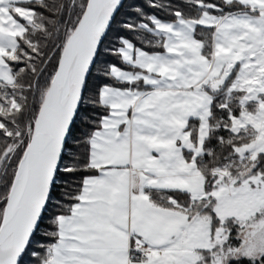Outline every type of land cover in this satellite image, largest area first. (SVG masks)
<instances>
[{"label":"snow or ice","instance_id":"snow-or-ice-1","mask_svg":"<svg viewBox=\"0 0 264 264\" xmlns=\"http://www.w3.org/2000/svg\"><path fill=\"white\" fill-rule=\"evenodd\" d=\"M186 5L93 86L122 0H0V264H264V0Z\"/></svg>","mask_w":264,"mask_h":264},{"label":"trees","instance_id":"trees-1","mask_svg":"<svg viewBox=\"0 0 264 264\" xmlns=\"http://www.w3.org/2000/svg\"><path fill=\"white\" fill-rule=\"evenodd\" d=\"M211 2H219V0H211ZM122 3L124 6L120 9L119 13L117 14L116 23L113 26L114 31L109 33L108 37L105 39L104 47L102 49V54L98 59L96 65L92 69V76L90 78V81L93 84V86L102 83H112V80L110 78L104 76L103 70L106 66L105 65L106 61L108 63H117L121 67H127L123 65V63L119 61L117 57L111 54V49L113 47L119 46L118 39L115 34L116 29H120V35L122 36L128 38H135V41L137 42L138 46L148 47L149 50H152L148 45H146L143 35H140L139 33L130 32L122 27V25L128 21L138 22V17L136 13L137 7L143 9V11L146 14L155 13L156 15L160 16L163 19H172V17L169 15V9H168L169 5H171L173 8L177 6L182 7L185 9L186 12L191 11V8L186 5V0H157V3H161L165 6L163 9L150 7L149 0H123ZM96 112H98L99 114H103V109H97ZM85 130H86L85 126L78 123L74 130V136L81 137ZM219 134L227 135L226 132H221ZM57 184L62 185L63 181L58 180ZM57 191L58 193H62L64 191V188L61 186L57 189ZM45 223H48L47 217L45 218ZM32 247L35 248L36 244L34 243ZM25 264H35V258L31 257L30 255L26 256Z\"/></svg>","mask_w":264,"mask_h":264},{"label":"crops","instance_id":"crops-1","mask_svg":"<svg viewBox=\"0 0 264 264\" xmlns=\"http://www.w3.org/2000/svg\"><path fill=\"white\" fill-rule=\"evenodd\" d=\"M123 68H126V67H123Z\"/></svg>","mask_w":264,"mask_h":264},{"label":"bare ground","instance_id":"bare-ground-1","mask_svg":"<svg viewBox=\"0 0 264 264\" xmlns=\"http://www.w3.org/2000/svg\"><path fill=\"white\" fill-rule=\"evenodd\" d=\"M123 2V1H122Z\"/></svg>","mask_w":264,"mask_h":264},{"label":"water","instance_id":"water-1","mask_svg":"<svg viewBox=\"0 0 264 264\" xmlns=\"http://www.w3.org/2000/svg\"><path fill=\"white\" fill-rule=\"evenodd\" d=\"M123 1V0H122Z\"/></svg>","mask_w":264,"mask_h":264}]
</instances>
